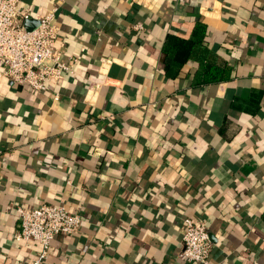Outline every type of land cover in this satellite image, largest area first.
I'll list each match as a JSON object with an SVG mask.
<instances>
[{
	"label": "crops",
	"instance_id": "obj_1",
	"mask_svg": "<svg viewBox=\"0 0 264 264\" xmlns=\"http://www.w3.org/2000/svg\"><path fill=\"white\" fill-rule=\"evenodd\" d=\"M19 7L58 8L75 73L36 92L0 63V264L38 256L15 235L41 204L82 217L43 264H198L179 256L187 217L211 264H264V0Z\"/></svg>",
	"mask_w": 264,
	"mask_h": 264
},
{
	"label": "built area",
	"instance_id": "obj_2",
	"mask_svg": "<svg viewBox=\"0 0 264 264\" xmlns=\"http://www.w3.org/2000/svg\"><path fill=\"white\" fill-rule=\"evenodd\" d=\"M21 0H0V63L2 75L15 84L26 85L36 92H45L48 85L73 76V59L63 61L57 42L60 27L56 23L58 8H53L35 20L37 27L29 30V10L19 7ZM139 29L142 27L138 26ZM20 228L17 241H31L41 251L30 264H43L48 258L52 241L59 236L77 233L82 217L71 213L63 204H41L36 208L17 209ZM213 243L204 222L187 217L183 220L180 258L198 264H211Z\"/></svg>",
	"mask_w": 264,
	"mask_h": 264
},
{
	"label": "water",
	"instance_id": "obj_3",
	"mask_svg": "<svg viewBox=\"0 0 264 264\" xmlns=\"http://www.w3.org/2000/svg\"><path fill=\"white\" fill-rule=\"evenodd\" d=\"M37 25H38V22L36 20H34V21H27L25 23L26 28L29 29V30L34 29L35 27H37Z\"/></svg>",
	"mask_w": 264,
	"mask_h": 264
},
{
	"label": "trees",
	"instance_id": "obj_4",
	"mask_svg": "<svg viewBox=\"0 0 264 264\" xmlns=\"http://www.w3.org/2000/svg\"><path fill=\"white\" fill-rule=\"evenodd\" d=\"M206 81V80H205ZM206 82H208V81H206Z\"/></svg>",
	"mask_w": 264,
	"mask_h": 264
}]
</instances>
